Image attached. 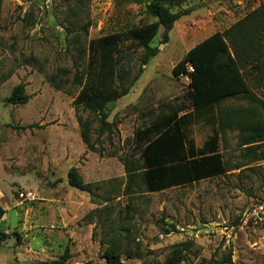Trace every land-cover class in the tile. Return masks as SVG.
<instances>
[{
    "label": "rangeland",
    "instance_id": "1",
    "mask_svg": "<svg viewBox=\"0 0 264 264\" xmlns=\"http://www.w3.org/2000/svg\"><path fill=\"white\" fill-rule=\"evenodd\" d=\"M261 1L180 0L169 5L172 13L193 11L173 24L166 42L159 27L150 43L156 55L143 66V50L125 40L118 70L122 86L142 72L131 93L108 112L112 133L97 137L98 123L93 124L94 152L79 136L75 108L83 118L87 113L77 104L80 89L71 85L72 75L83 70L81 51L90 39L155 22L147 2L0 1V230L7 235L0 264H103L110 243L119 247L123 264H264V222L252 216L263 197L264 142L242 145L244 135L234 123L219 130L206 121L194 122L188 138L199 148L216 131L228 172L160 192H147L138 176L126 191L120 160L140 165L142 142L133 141L134 134L158 120L153 112L140 117L139 91L144 87L147 95L141 105L154 109L170 100L189 110V80L173 77L172 68L189 49L228 29ZM86 22L90 26L84 34ZM59 70L67 71L60 76L68 80L63 90L46 80ZM245 78L264 100V82L257 86L249 74ZM19 83L28 102L7 104ZM247 107L240 98L221 104L228 116ZM263 117L258 111L253 121ZM71 167L82 177L83 190L68 185ZM20 193L32 196L20 198Z\"/></svg>",
    "mask_w": 264,
    "mask_h": 264
},
{
    "label": "trees",
    "instance_id": "2",
    "mask_svg": "<svg viewBox=\"0 0 264 264\" xmlns=\"http://www.w3.org/2000/svg\"><path fill=\"white\" fill-rule=\"evenodd\" d=\"M145 1L147 13L156 19L155 22L133 27L126 34L112 33L90 39L85 49H77L81 51L85 65L82 71H74L70 82L80 89L77 104H80L81 112L87 113V117L83 118L75 108L79 136L89 151L96 150L91 140L93 124L98 123L97 137L112 133L113 124L106 121L109 108L128 94L142 72L140 68L127 86H122L123 74L118 71L122 59L121 45L127 39L132 40L144 52L140 66L146 65L156 55V49L150 43L159 27L163 29L162 41L166 42L173 24L193 11V7H190L176 13L170 12L168 6L180 0ZM89 26V22L83 25L84 34H87ZM245 68L247 71L243 73L242 69ZM171 73L173 77L185 75L188 78L192 110L178 117V109H172L169 115L135 132L133 141L142 142L140 165L126 158L120 159L127 178L126 191L130 184L135 183L136 176L147 192H160L228 172L219 152L216 131L199 148L188 138V128L194 122L206 121L219 130L234 123L244 135L242 145L264 142V117L253 121L257 119L258 111L264 113V100L253 93L245 78L249 74L257 86L264 82V0L228 29L213 33L189 49L174 65ZM66 74L67 71L59 70L47 75L46 80L55 90H63L68 84V80L63 78ZM29 98L25 86L19 83L12 88L6 103L24 105ZM234 98L247 101L249 107L237 109L228 116L222 112L221 104ZM230 118L239 120L229 122ZM26 128H31V125ZM67 183L72 188L83 190L82 177L75 167L69 169ZM3 214L0 206V223ZM6 237L0 230V247ZM102 258L103 264H123L119 247L114 243L105 248Z\"/></svg>",
    "mask_w": 264,
    "mask_h": 264
},
{
    "label": "crops",
    "instance_id": "3",
    "mask_svg": "<svg viewBox=\"0 0 264 264\" xmlns=\"http://www.w3.org/2000/svg\"><path fill=\"white\" fill-rule=\"evenodd\" d=\"M131 90V89H130ZM129 90V92H128V94H130L131 93V91ZM127 94V95H128ZM145 98H147V95H146V91H145V88L143 87L140 91H139V93H138V98H137V100H138V108H139V110L141 109L142 111H140V117H142V118H146V116L148 117V113H154V117H153V119H158V118H162V117H164L165 115H169V113L171 112V110L173 109V110H176V109H178V117H180V116H182L183 114H185V113H187V112H190L191 110H192V108H191V106H190V109L189 110H183V107H182V105L181 104H179L180 102L178 101V102H174L173 103V101L172 102H170V100H168V101H165V102H163V103H160L159 105H157L154 109H152V108H150L151 106H149V105H145V104H142L141 105V100L142 101H145ZM120 100H121V98L119 99V100H117L115 103H113L112 105H115V104H117L118 102H120ZM139 103H140V105H139ZM143 103V102H142ZM176 104H179V105H177L176 107H174V105H176ZM111 105V106H112ZM111 106H110V108H111ZM142 106V107H141ZM110 108H109V110H110ZM150 108V109H149ZM160 109V110H158V109ZM151 111V112H150ZM155 111V112H154Z\"/></svg>",
    "mask_w": 264,
    "mask_h": 264
},
{
    "label": "built area",
    "instance_id": "4",
    "mask_svg": "<svg viewBox=\"0 0 264 264\" xmlns=\"http://www.w3.org/2000/svg\"><path fill=\"white\" fill-rule=\"evenodd\" d=\"M191 70V68H189ZM31 193H20V198H31ZM252 216L255 221L264 222V187H263V197L261 202L253 209Z\"/></svg>",
    "mask_w": 264,
    "mask_h": 264
}]
</instances>
